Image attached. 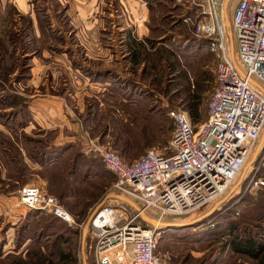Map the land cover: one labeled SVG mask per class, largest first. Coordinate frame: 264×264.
<instances>
[{
    "label": "built area",
    "instance_id": "2783aa9c",
    "mask_svg": "<svg viewBox=\"0 0 264 264\" xmlns=\"http://www.w3.org/2000/svg\"><path fill=\"white\" fill-rule=\"evenodd\" d=\"M174 1L195 7L192 35L207 41L214 61L203 122L191 125L184 111H169L172 130L165 152L148 150L131 163L121 161L98 138L84 134L78 141L82 155L97 159L113 176L114 189L137 210L119 200L100 205L82 241L84 227L55 197L33 185L17 192L18 206L51 215L70 229L78 227L95 264H172L167 254L157 251V228L143 226L140 216L150 209L163 217L187 215L222 199L264 128V0H235L227 26L230 0ZM229 42L242 69L230 58ZM254 174L248 181L249 192L262 185Z\"/></svg>",
    "mask_w": 264,
    "mask_h": 264
},
{
    "label": "rangeland",
    "instance_id": "374dc122",
    "mask_svg": "<svg viewBox=\"0 0 264 264\" xmlns=\"http://www.w3.org/2000/svg\"><path fill=\"white\" fill-rule=\"evenodd\" d=\"M156 1L159 2L158 6H155ZM150 3L151 11V8L149 9L147 4L145 5L147 12H150L149 14L152 17V21H149L148 24L150 23V26L154 27L155 31L153 33L156 36L163 37L159 46L171 52L170 56H167V67L162 69V66L157 65V69L149 70V77L144 76L142 83L138 80L140 78L137 79L136 77L135 81L139 82V84L134 85L136 86L133 88L135 94L131 98L121 96L122 91L120 90L114 92L109 88L106 89V91H103L105 92L104 98H99L98 101L91 99L87 108L76 119L79 130L83 135L85 134L89 138H98L101 143L106 144L117 155H119L120 149H124L123 161L130 163L139 160L148 150L160 153L165 152L166 145L164 147L160 146L156 142L157 138H154L152 142L146 143L143 140L144 134L142 136L139 132L148 133L150 130L151 134L156 135L160 125H164L165 128L166 122L164 119L168 120L167 125H170L172 129V122L167 118V114L171 110H183L186 104V98L183 95L188 90L192 91L193 83L200 73H208L211 76L209 83L206 85L207 91L202 95L203 98L199 106V116L204 120L205 104L211 91L213 80L214 61L212 55L207 52L208 49L204 47L201 39L194 38L193 45L190 39L191 28H182L178 22L182 21L181 23H184L183 19L187 17L189 22L184 24H191L193 21L192 17L195 18L196 15L195 7H191L188 3H178L174 0H155L154 2L150 1ZM234 3L235 0H230L226 10L228 22L230 21ZM161 16L166 17L163 22L159 20ZM8 27L10 28V25ZM155 35L154 38H156ZM233 54L236 63L242 69L234 49ZM137 74L139 75V73ZM153 75L156 78L154 83L150 81ZM158 77H160L159 80ZM6 79L7 76L0 72V83L3 84H0V92L10 93L12 96H16V93H21L18 86L13 83H7L8 80ZM9 79L11 78L9 77ZM5 99V95L0 98L1 112L8 106L4 105V103L10 101L9 99L4 102ZM97 102L99 103L97 104ZM12 108H14L13 110L17 109L16 106ZM104 110L105 112L110 110L113 113L112 120L104 116ZM143 113L149 115L152 121L144 120L142 117ZM0 121V125L5 126V130L0 129V149L4 150L10 159L8 161L5 154L0 150V229L2 232L14 225V223L20 225L28 215V211L25 208L17 205V192L25 185L37 186L55 197L59 204L71 215L75 223L82 227H84L86 220L95 208L100 205H115L118 202L117 199H112L111 197L121 196V193L114 189L113 177L101 168L98 161H93L88 166V170L80 165L76 169V175L70 178L65 174L68 168L64 167L69 163V159L66 158L63 162L64 169L57 167L45 173L47 180L51 181L46 183L41 175H38L42 173H38L37 169H32L29 166L31 162L26 158L19 143L23 136L43 139L46 134H31L19 127L16 128L15 125H5V121H2L1 117ZM154 122L156 125H154ZM120 123L128 125L129 128L119 129L120 140H117L116 129L114 130L113 127L115 125L116 127L120 126ZM143 128L145 131H142ZM20 130L23 131L21 132ZM170 130L167 141L170 137ZM6 131L9 132L11 138L6 136ZM123 131L128 132L129 135H123ZM263 133L264 128L258 143L259 146L257 145L256 149L251 153L243 169L234 180L230 193L228 192L222 199L207 205L200 211L176 217H163L159 216V213L155 210H147V214L144 216L165 223L195 221L208 214L207 222L202 226L179 231H168L165 234L159 233L157 251L167 254L172 264H259L245 256H237L228 250H225L219 257L216 251L219 243L227 240L225 234H218L227 222L243 226L261 222L264 225V201L261 200L264 197V190L253 189L250 192L248 190V181L255 170L257 171L254 177L259 176V174L264 176V163L262 161L264 160ZM137 135L141 136V146H135L134 144L139 143ZM57 138H59L58 135L55 139ZM138 146L140 148L139 153L134 152ZM28 147L31 149L30 145ZM79 147L81 148L80 144ZM60 194H64L62 201L59 199ZM106 197H110V199L105 200ZM251 204H253V207H251ZM39 218H32L26 224L30 229H32L33 225L35 233L38 232V234L42 235L41 238H38V245L34 244L26 250L28 244L26 243L23 248L17 251L14 243L15 232H13L12 238L6 244V249H9L6 250L8 253L5 256L1 252L0 264H82V259H84L85 264H95V259L88 255L85 246L82 244L78 227L77 230L74 229L78 234L74 240L68 241L66 244L61 243L59 245L58 242L56 244L59 251L69 254L68 257L71 259L64 261L51 254V241L55 235L63 231V227L55 225L49 218ZM44 224L49 226L47 227ZM211 224L214 225V228L215 226L217 227L215 229L217 234L211 233L210 229H214L211 228ZM85 241L88 242L87 239ZM1 243L0 240V245ZM47 254L50 255L51 259H49V263L46 261Z\"/></svg>",
    "mask_w": 264,
    "mask_h": 264
},
{
    "label": "crops",
    "instance_id": "0c3cea01",
    "mask_svg": "<svg viewBox=\"0 0 264 264\" xmlns=\"http://www.w3.org/2000/svg\"><path fill=\"white\" fill-rule=\"evenodd\" d=\"M148 22L141 0H0V72L19 87L24 106L14 115L10 106L2 110L5 125L23 123L20 129L31 134L57 131L56 145L79 143L76 119L91 99L104 98L108 88L139 84L136 77L143 82L144 62L136 51H150ZM228 48L236 63L231 42ZM19 226L0 229L3 255Z\"/></svg>",
    "mask_w": 264,
    "mask_h": 264
},
{
    "label": "trees",
    "instance_id": "16d2710c",
    "mask_svg": "<svg viewBox=\"0 0 264 264\" xmlns=\"http://www.w3.org/2000/svg\"><path fill=\"white\" fill-rule=\"evenodd\" d=\"M141 1L144 2L145 5L149 2L147 4V7L150 9L151 8L150 1L154 2L155 0H141ZM155 4H156L155 6H158L159 2L156 1ZM151 10H152V8L150 9V11ZM149 13L150 12H148V14ZM165 18L166 17L161 16V18H159V20L161 22H163V20H165ZM192 18H193V21L191 24L181 23L182 21L181 22L178 21V22L180 23L182 28H187V29L191 28V38L190 39L192 40L191 42L194 45V38L195 37H193L192 32H193L194 23H195L196 19L194 17H192ZM149 21L150 22L152 21V17L150 14H149ZM153 31H155V29H154V27L150 26V23H149L148 24V37L145 39V41H146L145 43L147 44L146 46H148V48H150L149 49L150 51L148 52L143 48L139 51H136L137 54L139 55V59L144 62V67L141 70L140 76L143 75L145 77H149V70L157 69V65L162 66V69H165L167 67V56H170L171 52H169L168 49H165L164 47L159 46L161 44V40L163 37L156 36L155 33H153ZM154 35L156 36V38H154ZM201 42H203L202 44H204V47H206L207 41L201 39ZM207 52L209 53V51H207ZM20 73H23V72L20 71ZM21 75L22 74H20V76L15 77V80L19 79V77H21ZM159 79H160V77H158V80ZM210 79H211V76L208 73L207 74L206 73H200L196 77V80L193 83L194 85L192 86L193 87L192 91L188 90L183 95L186 98V104L183 107V110L182 109L181 110L187 114V117H188L190 123H192L194 125L197 123L201 124L203 122V120L199 116V106H200V103H201L202 98H203L202 95L207 91L206 85H207V83H209ZM155 80H156L155 75H153L151 77L150 81H152V83H154ZM134 85L135 84H129L126 89H125V87H119V88H112L111 90L114 92L120 90V91H122L121 96H127V97L131 98L135 94V91L133 90V88H135L136 86H134ZM7 96H8V98H6L4 100V102L6 100H9V99H10V101L8 103L5 102L4 105H8L10 107H15V106L17 107V109H15L9 113L10 115H14L15 112L19 113L20 111L23 110V108H24V106L22 105L23 100L20 97L12 96L10 93H7ZM104 113H105L104 116L106 118H110L109 120H112L113 113L110 110H106V112L104 110ZM4 116L6 117V115H4V113L1 114V111H0V117H1L2 121H5ZM142 117L144 120L152 121L150 119V116L147 115L146 113H143ZM167 118H168V115H167ZM164 121L166 122L165 128H164V125H160L156 131V135L151 134V131L149 129H148L149 130L148 133H144L141 131L139 132V134L142 136L144 134V137H143L144 142H146V143H148L149 141L152 142V140L154 138H157L156 142L160 146H162V147H164L165 145H166V147L168 146V141H169V140L167 141L168 132L171 129V127H170V125H167L168 124L167 119H164ZM4 124H6V121L4 122ZM20 125L22 126V123L17 125L16 128H18ZM119 125L120 126L116 127V125H115L113 127L114 130L116 129L115 135L117 137V140H120L119 139L120 136L118 133L119 129L124 130V129L129 128V126L126 124L120 123ZM154 125H156L155 122H154ZM19 128H21V127H19ZM171 130H170V132H171ZM142 131H145L144 128ZM125 134L129 135L128 132L123 131V135H125ZM56 136H57V131H48L43 139L28 138V137L23 136L19 140V143H20V145L24 151L26 158L32 164H36L39 167V169L37 171H38V173H42V174H38V175H41L42 179H44V181L46 183L51 182V181L47 180V177H45V173H48L49 171H51L52 169H56L57 167L63 168L64 167L63 162L65 161L64 159H66V158L69 159V161H68L69 163H68V165H65V167H64V168H66V167L68 168L67 171H65V174L67 177H70V178H73L76 175V169H78L80 165L84 169L88 170V166H90L93 163V161H98L95 158L86 157V156L82 155L81 148L79 147V144L75 141L63 143L61 145H56L55 144V141H56L55 137ZM169 136H170V134H169ZM136 137L138 139V142L140 143L141 142V139H140L141 136L139 137V135H137ZM139 143H134V144H135V146H137V145L141 146L142 144L141 143L139 144ZM28 145H30L31 149H29ZM1 151L3 152V154H5V157H7L6 159L8 161H10L9 157L6 155L4 150H1ZM139 151H140V148L138 146L135 148L134 152L139 153ZM124 152H125L124 149L119 150L118 157L120 158L121 161H123ZM123 162H125V161H123ZM125 163H129V162H125ZM100 166H101V164H100ZM101 168L103 169L102 166H101ZM103 170L106 171L105 169H103ZM255 178L260 179L262 181V185L260 186L259 189L264 190V176L262 174H259V176H256ZM263 194H264V192H263ZM63 198H64V194H62V195L60 194L59 199L62 201ZM261 200L264 201V197H262ZM242 202H241V204H243ZM251 207H253V204H251ZM27 211H28L27 217L24 219V221L21 222L19 229L16 232L17 236L15 239V245H16L15 248L17 249L18 247L24 246L26 243H28L26 246V250L29 249V247L33 246L34 244H36V246H37L39 243L38 238L39 237L41 238L42 235L40 233L38 234V232L35 233V231L33 230V225H32V229H30L28 227V225H26V224H28V220H30L32 218H37V219L39 217L41 219H48L49 218L55 225L57 224V226L59 225V226L63 227V231L58 233L57 235H55L53 237L54 239L51 241V244H50V247L52 250L51 254H53L54 256L56 255L59 259H62L64 261L71 259L70 257H68L69 254H65V253L59 251V249L56 247V244H57V242L59 245L61 243L66 244L68 241L74 240V238H76L78 235L77 231L74 229H70V228L66 227L61 221H59L57 218H55L51 215L43 214V213H37L35 211H30V210H27ZM44 217H46V218H44ZM224 217L227 218L226 216H224ZM207 219H208V217L199 221V222L194 223L192 226H189V227L158 228L157 231L161 234H165L168 231H179L182 229L199 227V226L204 225L207 222ZM140 223H142L144 225V223L142 221H140ZM241 223H239V224H241ZM44 225H46V224H44ZM213 226L214 225L211 224V228H214ZM215 229H217L216 226L214 229H210L212 234H217L216 233L217 231H215ZM29 232H31L30 235H29ZM39 232H42V231H39ZM218 234H225V236L227 238V240H224L223 243H219V246L217 247L216 254H219L218 255L219 257L225 252V250H228L229 252H231L237 256H245V257H247V258H249L255 262H258L259 264H264V225H263V223L259 222L257 224L244 225L243 226V225H235L232 222H227L226 225L223 227L222 231H219ZM212 236H214V235H212ZM37 240H38V242H36ZM161 254H163V253H161ZM0 256H1V251H0ZM47 259H46V261L49 263L50 255H48Z\"/></svg>",
    "mask_w": 264,
    "mask_h": 264
},
{
    "label": "water",
    "instance_id": "95a60500",
    "mask_svg": "<svg viewBox=\"0 0 264 264\" xmlns=\"http://www.w3.org/2000/svg\"><path fill=\"white\" fill-rule=\"evenodd\" d=\"M225 25L227 26L228 25V22H227V20H225ZM261 91H262V93H263V90L262 89H260ZM264 136V133H263V135H262V137ZM259 146V145H258ZM254 156V155H253ZM112 199H117V200H119V201H123V202H125L126 204H128L130 207H132L133 209H136L137 210V208H136V206L135 205H133L130 201H128L127 199H125V198H123V197H121V196H113V197H111ZM110 199V197H106L105 198V200H109ZM98 208V207H97ZM97 208H95L94 209V211L90 214V216L88 217V219L86 220V222H85V225H84V228H83V230H82V232H81V239H82V241L84 240V238H85V233H86V229H87V225H88V223H89V220L91 219V217L94 215V213L96 212V210H97ZM212 211V210H211ZM210 211V212H211ZM208 214H206V215H204L203 217H201V218H198V219H196L195 221H190V222H185V223H165V222H159V221H156V220H154V219H150V218H147L146 216H144L143 214L140 216V220L144 223V225L143 226H151V227H155V228H183V227H189V226H192L194 223H196V222H199V221H201V220H203V219H205V218H207L208 216H207ZM144 227V228H145ZM82 264H85V262H84V259H82Z\"/></svg>",
    "mask_w": 264,
    "mask_h": 264
},
{
    "label": "flooded vegetation",
    "instance_id": "af4514ba",
    "mask_svg": "<svg viewBox=\"0 0 264 264\" xmlns=\"http://www.w3.org/2000/svg\"><path fill=\"white\" fill-rule=\"evenodd\" d=\"M1 246V245H0Z\"/></svg>",
    "mask_w": 264,
    "mask_h": 264
}]
</instances>
